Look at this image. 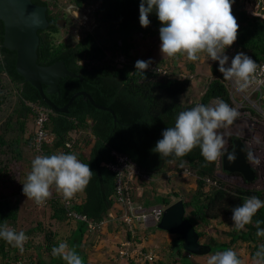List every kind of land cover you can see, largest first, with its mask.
<instances>
[{"label": "trees", "instance_id": "1", "mask_svg": "<svg viewBox=\"0 0 264 264\" xmlns=\"http://www.w3.org/2000/svg\"><path fill=\"white\" fill-rule=\"evenodd\" d=\"M32 1L46 6L48 20V26L38 30L37 63L49 65L62 61L68 70L76 74L60 77L55 92H47V85L42 84L47 97L56 106H62L74 92L84 90L95 103L111 108L115 119L110 111L95 107L82 95H77L71 101L66 112H57L49 107L37 88L17 71L15 50L3 45L4 26L0 19V226L7 225L17 232L24 231L29 237L21 254L18 248L0 239V264H66L52 255L53 246L60 242H67L81 256L84 264H88L86 251L81 246L92 244V237L104 234V230L112 227L113 232H118L115 234L120 236L106 239H111L107 243L110 247L108 261L113 260L110 264H197L190 257L191 254L182 248V240L177 239V235L171 239L167 260L154 257L151 261H141L133 247L136 241H140L141 247V237H147V233L142 222L132 219L127 223L124 220V209H128V205H123V202L129 200L133 205L148 206L151 200V203L167 206L178 199L182 195L179 192L158 194L154 187L149 188L153 179L166 171L161 169L171 162H174L176 171H182L186 166L188 171L195 174L194 190L187 191L186 197L182 196L184 217L197 231L199 238L208 232L211 221L218 220V224L230 222L232 208L242 204L245 198L255 195L264 200V188L234 185L231 188V185L218 181L215 175L217 160L206 162L199 147L179 158L174 155L160 157L151 151L156 141L162 138V131L174 126L180 111L200 103L208 105L216 98L231 106L227 84L218 71V62L212 61L211 77L205 82L199 98L187 102L184 96L191 83L189 74L195 71L194 62L186 64L188 74L184 76L176 74L180 72L178 68L168 75L149 68L145 73L146 78L135 71L136 60L148 59L136 58L130 52L136 45L134 37L155 40L160 45L161 24L155 12L149 14L151 23L147 28L140 26V0H69L93 15L97 26L102 28L100 34L86 30L74 43L67 38L56 39L60 26L59 13L62 12L57 0ZM232 2L235 7L233 15L239 24L234 44L257 63L264 55V18L247 13L244 0ZM116 55L123 56L121 65L113 59ZM163 62L165 60L160 59L158 64L162 65ZM44 109L47 116L38 127L43 133L51 135L52 139L42 141L40 147L36 148L32 137L37 131L38 113ZM88 136L93 138L92 142L86 138ZM113 150L127 155L140 173L131 176L123 169V173L118 174L109 168L107 164L115 162ZM60 152L74 153L81 162L89 164L93 170L89 183L68 201L63 200L52 186V195L41 208L46 215L47 226L35 219L30 226L22 225L19 222L23 214L20 211L25 209L22 183L29 171L15 170L14 162ZM119 176L120 193L117 190ZM205 178L213 180V183ZM137 188L143 189L138 199L133 195ZM257 221L264 228V207L258 210L252 223L242 230H235L232 222L231 228L224 232L228 235L227 241L217 240L214 234H208L206 244L210 250L207 254L234 250L236 241L241 240L248 243V258L254 260L255 252L264 244V237L256 235ZM51 222L70 224L71 227L67 233L65 230L60 233L57 228L49 227ZM74 222L75 229L72 226ZM35 226L40 227L42 232L37 233ZM33 229L35 231L30 236L29 231ZM34 238L39 239L35 242ZM28 247L33 248V253L24 255ZM120 250H126L127 254H120ZM238 258L241 259L240 254Z\"/></svg>", "mask_w": 264, "mask_h": 264}, {"label": "clouds", "instance_id": "2", "mask_svg": "<svg viewBox=\"0 0 264 264\" xmlns=\"http://www.w3.org/2000/svg\"><path fill=\"white\" fill-rule=\"evenodd\" d=\"M73 5L79 9L77 5ZM244 9L246 10V8ZM79 10L87 16L85 10ZM153 12L161 24L159 51L162 57L171 58L177 54H184L189 61H197L200 58V53H206L211 61L218 62V71L222 74L223 79L227 80L228 91L229 81L241 92L253 83L257 70L255 60L243 51H238L231 59L226 54V49L230 48L237 40L239 29L237 19L232 13V0H140L139 23L141 27L147 28L150 25L149 14ZM257 15L262 17L261 14ZM96 25L97 23H94L90 31ZM151 64L161 65L152 63L151 58L148 60L138 59L135 61V71L146 78L145 73ZM232 103L231 101L230 106L224 100L216 98L213 104L200 103L180 111L176 116L174 126L167 127L162 131V138L156 141L151 151L158 153L160 157L174 155L179 158L199 147L200 154L206 162L216 161L224 151L222 149L226 143L217 130L231 126L239 116L236 108L232 107ZM233 137L235 136H230L231 139ZM230 159H235V157L230 156ZM247 159L252 163H260L251 151L247 152ZM217 169L215 175L218 181H221V178H228L232 181L242 179L250 184L256 177L253 169L254 177L251 181L244 180L238 173H228L222 167L220 171ZM183 171L193 173L188 171L186 166L181 172ZM92 173L93 170L89 164L81 162L74 153L60 152L52 155H38L32 160L31 170L27 173L25 182L22 183V194L26 199L41 204L51 197L50 188L55 186L56 192L61 195L62 199L68 201L87 186ZM193 175L195 174L193 173ZM205 179L213 183V180ZM153 205L162 206V211L166 207L160 203L148 206ZM262 207H264V200L253 195L245 198L242 204L232 208L231 220L235 230H242L246 225L251 224L253 217ZM152 225H157V223L142 226ZM256 228V235L264 237V228L260 227L259 221L256 222ZM171 235L176 237L175 234ZM0 239L22 252L28 236L24 231L17 232L15 229L3 225L0 226ZM141 239V247L139 246L140 241H136L135 248H139L143 252H152L149 247L153 248L154 244H146L148 237L144 236ZM52 255L61 258L66 264H84L81 256L75 249L70 248L67 242H60L53 246ZM254 260L255 264H264V244L260 245L255 252ZM207 264H242V262L236 251L228 249L210 255Z\"/></svg>", "mask_w": 264, "mask_h": 264}, {"label": "rangeland", "instance_id": "3", "mask_svg": "<svg viewBox=\"0 0 264 264\" xmlns=\"http://www.w3.org/2000/svg\"><path fill=\"white\" fill-rule=\"evenodd\" d=\"M248 1L249 0L245 1V3L243 4L245 5L244 8H246L249 14H253V13L255 14L256 13L255 11H257V9L254 3H250ZM57 4L59 7L62 8L61 10L62 12L59 13V25L60 26H59L58 34H56V39L58 40L67 38L68 40L74 43L76 42V40L79 39V37H81V35L85 33L86 30H91L94 23L98 24V22L95 20L93 15H91L90 13L86 11L87 16H85L84 14L80 12L79 9H77L72 3H70L69 0H57ZM234 8H235L234 3L232 2V13L234 11ZM93 30L96 33L97 32L99 34L102 33V28L99 25L98 26L96 25L93 28ZM134 38L135 39L133 42L136 45L132 49H130V52L134 54L136 58H145V59L151 58L152 62H155V63H159L160 59H164L165 62H163L162 65L167 70L166 74H168L169 71L171 73L172 70H174L175 68H178L180 72L176 74H179L180 76L187 75L188 72L186 70V64L189 62H194L195 71L193 74H189L191 78L190 80L191 83H190L188 91L186 92L184 96V100L187 102H191L199 98V95L201 94L203 90V86L205 82L211 77L210 66H211L212 61L210 60V58L208 57L206 53H200L199 54L200 58L197 61H189L186 55L184 54H179L171 58L162 57L159 51V44H157L155 40L148 41L145 37L143 38L140 36H135ZM235 45L236 44H233L230 48L226 49V54L229 56L230 59L238 51L245 52L244 50L237 48V46ZM245 53L248 55L247 52ZM225 82H227V80H225ZM214 101L215 100L210 101L208 105L213 104ZM251 114L252 116H260L254 113H251ZM236 121L237 119L234 121V123L231 126L227 128H221L217 130L218 133L221 134L226 141L225 147L222 149V151L228 148L227 139L230 136H238L239 138L246 140L247 138L245 137L252 134L250 131L246 130L244 127L237 125ZM86 138H90V136ZM92 140L93 138L91 137L90 142H92ZM90 142L88 143V145L91 144ZM33 159H34L33 157H28L29 161H25V162L21 161L20 159H17V161L14 162L15 170L30 171L31 162ZM218 166L220 167L221 163H219ZM164 169H166V171H164ZM254 170H255L256 176H260L261 178L264 177V165L261 167H254ZM161 171H164V172L163 173L160 172L158 176H156V178L153 179V183L149 185V188L154 187L155 191L158 194H161L162 192L176 191L186 197L185 193L187 191L194 190L196 184H195V180H194L195 178H194L193 173L184 172V171L183 172L176 171L174 167V162L168 163L166 167H163L161 169ZM221 174H224V173H221ZM154 180L156 181L154 182ZM220 180L224 184L231 185L229 186L231 188L233 187V185L240 186L243 188H246V187L247 188H262V187L264 188V183L256 184L253 182L249 184V183L244 182L242 179L241 180L235 179V181H232L228 178H225V179L221 178ZM142 191H143L142 188H137L133 195L138 199L139 197L142 196L141 195ZM75 196L77 195L75 194ZM136 198L135 200L138 201ZM150 199H152V197ZM29 200L30 199H26L25 197H24V200H22L24 203L25 209L20 211V213H23V214L21 215L19 222H21L22 225L24 226H30L29 224H31V222L34 221L33 219H35L37 221L38 220L43 221L45 224V221H47L45 217L46 215L43 214V211L41 209L43 203L37 204L34 200H30V201ZM152 204H155V203H151V200H150L149 205H152ZM222 218H226V217L222 216ZM217 222L218 220L214 222L213 221L210 222L209 230L207 233H205L202 236V238L199 239L200 242L206 243V237L208 234H211V235L214 234L213 236H215L217 240H221V241L228 240V235L225 234L224 232L225 230H228L229 228H231L232 220L230 221L231 223L228 221L222 224L221 223L218 224ZM72 224H73L72 225L73 228L75 229V222ZM48 225L51 228L52 227L57 228L58 232L60 233H63L64 230L67 233L68 228L71 227L70 224L61 225V224H55L54 222H51ZM44 226H47V224H45ZM35 227H36L35 229L37 233L42 232V229L40 230V227H37V226ZM143 228L145 229V232L147 233L146 235L148 237L146 244H154L153 248L149 247L150 249H152L153 255L156 254L155 257L162 259V260H167L168 259L167 251L170 249L169 246L171 244V239L173 238V236L169 234L168 232L163 231L160 228H158L157 225L143 226ZM35 229L29 231L30 236L32 232L35 231ZM111 229L107 231L104 230L103 232L104 234L99 233V235H95L94 237H92L91 239L92 244L81 246V249L86 251L88 264H110L111 262H113V260L110 262L108 261V255L110 254V247H108L109 245H107V243L110 242L111 239L109 241H106V239L107 237L110 238L111 236L114 237L118 235V234H115L118 232H113L114 229L112 230ZM86 235H88V232H86ZM38 239L39 238H36V239L34 238V241L37 242ZM118 241H120V238H118ZM247 245H248L247 242L238 240L236 241V244L233 246V249L238 254L241 255L240 260L242 264H255L254 260H250L248 258V246ZM24 247H25V244H24ZM133 248L135 252L139 250V248H135V247ZM221 248L222 247H218V249H221ZM32 253H33V248L28 247L26 248V251H24L23 254L27 255V254H32ZM19 254H21L20 250H19ZM212 254H213L212 252H210L209 254H203L201 256L191 254L190 257L195 262H197V264H207V259ZM114 256H116V252L114 253Z\"/></svg>", "mask_w": 264, "mask_h": 264}, {"label": "water", "instance_id": "4", "mask_svg": "<svg viewBox=\"0 0 264 264\" xmlns=\"http://www.w3.org/2000/svg\"><path fill=\"white\" fill-rule=\"evenodd\" d=\"M0 19L4 26L3 45L15 50L17 71L37 88L42 100L49 107L57 112H66L71 101L77 95H82L95 107L110 111L115 119L111 108L95 103L84 90L74 92L62 106H56L43 91L42 84L47 85V92H55L60 77L76 75L68 70L62 61H55L49 65H41L36 61L38 30L48 26L45 5L34 3L32 0H0ZM231 145L230 149L222 152V169L228 173H238L244 180L251 181L254 173L246 161L247 149L243 140L235 136L231 139ZM230 156H234L235 159H230ZM184 212L183 200L180 197L163 209L157 227L177 235V239L182 240V248L187 252L194 255L208 253L210 246L199 241V234L184 217Z\"/></svg>", "mask_w": 264, "mask_h": 264}, {"label": "built area", "instance_id": "5", "mask_svg": "<svg viewBox=\"0 0 264 264\" xmlns=\"http://www.w3.org/2000/svg\"><path fill=\"white\" fill-rule=\"evenodd\" d=\"M248 2L254 3L257 11L255 14H261L264 17V13L262 14L261 10H264V0H249ZM248 12V11H247ZM115 61L120 63L124 62L123 56H116L114 58ZM257 70L254 74L255 80L249 87L241 92L237 90L235 85L229 81V96L231 101L234 103L232 107L236 108L239 113L236 124L244 127L246 130L250 131L252 134L248 135L246 140L243 139L244 144L247 148V152L251 151L253 156L256 157L260 163H252L248 161L247 155L246 160L249 166L254 170V167H261L264 165V55L262 59L256 63ZM149 68L156 69L161 74H166L167 70L164 66H157L156 64H151ZM251 113L260 115V116H252ZM47 113L44 110H40L38 113V117L36 120L37 131L33 135L32 140L36 148H39L42 141H50L52 136L49 134L43 133V131L38 127L41 122L46 119ZM69 146L70 143H67ZM112 154L115 156V162L108 163V167L112 170L118 172V174H122L123 169H126L129 175L139 174L140 171L137 166L132 162L127 155L122 154L120 152L112 151ZM221 156L217 159L216 168L217 171L221 170V166L218 164L221 163ZM255 171V170H254ZM241 180V179H240ZM211 182L210 180H207ZM262 184L264 183V177L256 176L250 183ZM120 176L117 178V190L120 193ZM44 203V202H43ZM127 203V208L124 209V220L129 223L132 219L136 221L142 222V225L155 224L159 221L162 214V206L153 205V206H141V205H133L129 200L123 202V205ZM129 243V242H128ZM131 243V242H130ZM120 254H127L126 250H120ZM136 254H139V259L141 261H151L154 258L152 252H143L140 249L137 250Z\"/></svg>", "mask_w": 264, "mask_h": 264}, {"label": "flooded vegetation", "instance_id": "6", "mask_svg": "<svg viewBox=\"0 0 264 264\" xmlns=\"http://www.w3.org/2000/svg\"><path fill=\"white\" fill-rule=\"evenodd\" d=\"M227 140H228V147H229L228 149H230L231 146H232V145H231V138L229 137Z\"/></svg>", "mask_w": 264, "mask_h": 264}, {"label": "bare ground", "instance_id": "7", "mask_svg": "<svg viewBox=\"0 0 264 264\" xmlns=\"http://www.w3.org/2000/svg\"><path fill=\"white\" fill-rule=\"evenodd\" d=\"M82 16H84V15H82Z\"/></svg>", "mask_w": 264, "mask_h": 264}]
</instances>
